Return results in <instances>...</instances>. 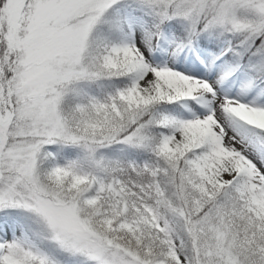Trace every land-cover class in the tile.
Listing matches in <instances>:
<instances>
[{
	"label": "snow or ice",
	"instance_id": "obj_1",
	"mask_svg": "<svg viewBox=\"0 0 264 264\" xmlns=\"http://www.w3.org/2000/svg\"><path fill=\"white\" fill-rule=\"evenodd\" d=\"M0 264H264V0H0Z\"/></svg>",
	"mask_w": 264,
	"mask_h": 264
}]
</instances>
